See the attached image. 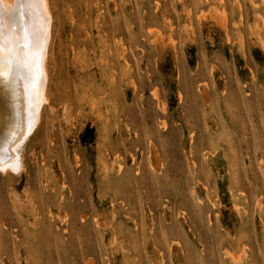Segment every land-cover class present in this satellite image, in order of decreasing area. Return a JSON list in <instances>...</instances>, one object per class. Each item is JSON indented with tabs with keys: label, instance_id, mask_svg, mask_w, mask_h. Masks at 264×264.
Returning <instances> with one entry per match:
<instances>
[{
	"label": "rangeland",
	"instance_id": "1",
	"mask_svg": "<svg viewBox=\"0 0 264 264\" xmlns=\"http://www.w3.org/2000/svg\"><path fill=\"white\" fill-rule=\"evenodd\" d=\"M47 3L0 264H264V0Z\"/></svg>",
	"mask_w": 264,
	"mask_h": 264
},
{
	"label": "bare ground",
	"instance_id": "2",
	"mask_svg": "<svg viewBox=\"0 0 264 264\" xmlns=\"http://www.w3.org/2000/svg\"><path fill=\"white\" fill-rule=\"evenodd\" d=\"M47 1L41 0L35 9H20L15 23L10 25L7 11L18 0H0V12L4 13L0 23L5 32L22 35L27 28L33 33L28 49L24 50L28 53L29 66L22 73L0 74V171L3 173L7 170L18 173L22 169L21 145L39 123L40 107L48 101L44 94L49 79L47 59L52 26Z\"/></svg>",
	"mask_w": 264,
	"mask_h": 264
},
{
	"label": "snow or ice",
	"instance_id": "3",
	"mask_svg": "<svg viewBox=\"0 0 264 264\" xmlns=\"http://www.w3.org/2000/svg\"><path fill=\"white\" fill-rule=\"evenodd\" d=\"M41 0H18L16 6L9 8L7 19L9 24L15 23L17 12L20 9H35L40 6ZM4 15L0 12V16ZM33 33L27 28L23 29L22 35L5 32L4 26L0 23V74L7 76L13 72H21L29 66L28 49Z\"/></svg>",
	"mask_w": 264,
	"mask_h": 264
}]
</instances>
